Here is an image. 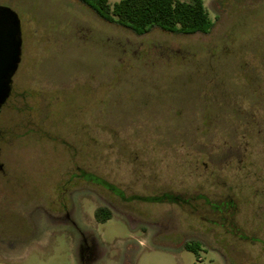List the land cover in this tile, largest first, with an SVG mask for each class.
<instances>
[{"label": "rangeland", "instance_id": "1", "mask_svg": "<svg viewBox=\"0 0 264 264\" xmlns=\"http://www.w3.org/2000/svg\"><path fill=\"white\" fill-rule=\"evenodd\" d=\"M204 2L208 33L138 35L82 0H0L22 33L0 264H82L84 239L87 264H264V0Z\"/></svg>", "mask_w": 264, "mask_h": 264}, {"label": "trees", "instance_id": "2", "mask_svg": "<svg viewBox=\"0 0 264 264\" xmlns=\"http://www.w3.org/2000/svg\"><path fill=\"white\" fill-rule=\"evenodd\" d=\"M82 1L106 22L129 28L138 35L156 28L184 35L208 33L213 26L204 0H121L113 6L109 0ZM97 218L103 224L111 215L100 210Z\"/></svg>", "mask_w": 264, "mask_h": 264}, {"label": "water", "instance_id": "3", "mask_svg": "<svg viewBox=\"0 0 264 264\" xmlns=\"http://www.w3.org/2000/svg\"><path fill=\"white\" fill-rule=\"evenodd\" d=\"M21 22L10 8L0 5V115L12 93L22 59Z\"/></svg>", "mask_w": 264, "mask_h": 264}, {"label": "flooded vegetation", "instance_id": "4", "mask_svg": "<svg viewBox=\"0 0 264 264\" xmlns=\"http://www.w3.org/2000/svg\"><path fill=\"white\" fill-rule=\"evenodd\" d=\"M0 169H2V166H0ZM66 208H67L66 206L62 207V209H64V216L71 221L72 219H71L70 211L67 210ZM94 255H95V247L92 245L88 246L86 244V240L84 239V244L82 245L80 250V259L82 261V264H87L92 262L94 260Z\"/></svg>", "mask_w": 264, "mask_h": 264}]
</instances>
